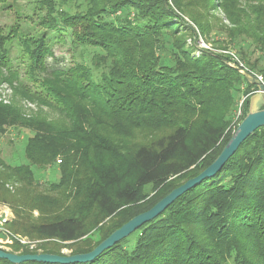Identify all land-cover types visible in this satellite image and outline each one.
Returning a JSON list of instances; mask_svg holds the SVG:
<instances>
[{"label": "trees", "instance_id": "16d2710c", "mask_svg": "<svg viewBox=\"0 0 264 264\" xmlns=\"http://www.w3.org/2000/svg\"><path fill=\"white\" fill-rule=\"evenodd\" d=\"M38 2L46 11L39 25L55 30L62 42L67 36L72 62L48 66L47 31L24 37L26 84L9 67L4 48L17 27L11 35L0 27V66L8 71L3 80L56 111L61 124L25 118L16 106L0 104V135L13 126L30 132L26 164L0 160V203L13 208L12 233L47 240L35 249L14 241L10 252L63 254L69 242L70 254L85 253L220 153L233 133L235 94L243 96L239 123L257 88L226 63L230 57L198 41L216 32L248 70L264 76V0ZM51 164L58 179L47 193L54 196L34 190L18 199L5 188L7 181L39 186L31 166ZM22 207L41 215L33 220ZM128 236L91 261L68 264H264V127L213 177ZM0 264L13 263L0 258Z\"/></svg>", "mask_w": 264, "mask_h": 264}, {"label": "rangeland", "instance_id": "374dc122", "mask_svg": "<svg viewBox=\"0 0 264 264\" xmlns=\"http://www.w3.org/2000/svg\"><path fill=\"white\" fill-rule=\"evenodd\" d=\"M38 1L39 0H6L5 2L0 4V27L2 28L3 33L5 35H11L10 33L11 28L17 27L15 28L17 30L14 31V34L11 35L10 39L6 40V43L4 45V48L8 50L7 55L9 57V67L11 68V70L15 71L18 77L26 84H30L31 78L29 77L31 76V73L29 68L30 60L28 55L24 51V46L22 45V42H24L25 40L24 37H30V36L37 37L41 35L42 32L47 31V35L50 38L49 45L51 46V52H52L51 56L46 57L48 66L51 65L52 67L59 65L62 67L69 65L72 62L71 59L72 50H70L69 48V43L67 42L68 41L67 36L63 35L64 42H62L58 39H55L56 37H58L57 32L55 30L48 29L39 25L40 18L45 15L46 11L44 8H40ZM218 15L221 16V14ZM201 39L199 38V40ZM209 40L210 41L208 42L203 40V42L206 45H208L209 50L219 52L221 54L224 53L220 52V50H225V49L234 50L236 55L242 62V64L245 65V62L239 56L237 49L233 45H230V42L227 39H225V37L216 34V32H212L211 39ZM213 40H218L219 42L224 43L226 45L224 48H214L215 45L213 44ZM194 55L197 56L198 52H195ZM7 72L8 71L6 67L0 66V104L1 105L16 106L20 114L25 118L30 116H36L39 117L40 120H44L46 122L51 121L54 122V124L56 123L61 124V122L59 121L61 120V115H59L56 111L51 110L49 107L39 104L36 101L26 98L23 95L24 91L20 87L15 85V83H11L9 81L3 80L6 77V75H8ZM256 75L262 76V78L264 79L263 75H259V74ZM235 95L238 102L236 103L235 109L232 110L231 124L228 127V129L232 130L233 132L236 128L234 127L233 120L238 110L239 109L241 110V103L243 100V96L241 94H235ZM256 105L259 106L260 103L257 104L255 103L254 106ZM64 124H66V122H64ZM14 127L15 126L7 127L5 132L2 135H0V160L4 164H12V165L26 164L28 161L24 155V146L30 135V132L28 130L17 129ZM57 158L59 159L61 158V156H58ZM58 159L56 160V162L59 161ZM52 167H56V165L51 164V167L48 166L43 168H38L35 165L31 166L34 174L36 175V178L38 179L37 184L39 186L36 185V182H34V180L31 181L29 185L27 184L25 185L22 182L7 181L5 184V188H7V191L11 196L18 197V199H21L20 198L21 194H24L26 196L34 190L41 193H45L47 195L54 196L55 194L53 193H47L49 188V183L51 181L57 182L58 179L57 171L55 168L51 169ZM0 169H1V165H0ZM21 209L26 211L28 213L29 218H33V220L36 217H40L41 215L38 209H29L25 207H22ZM0 211H2L4 214H7L8 221L5 223V226L8 229L7 226L14 219L13 208L11 207L10 204H7V202H2L0 203ZM45 215L46 212L43 213V216ZM22 235L21 237L23 239H25L26 241L27 240L30 241V243H34V247H32V249H35L37 245L39 246L40 244L47 242L46 239H34ZM135 235L136 233H133L130 236H128V241L126 243L128 247L132 246L136 238ZM1 239L4 240L5 238L0 236V248L6 251H11L13 242L5 243ZM69 244H70L69 242H65L63 243V245L65 246L61 248V252L65 255L70 254ZM21 245H20L21 247L27 246L30 249L29 244H21Z\"/></svg>", "mask_w": 264, "mask_h": 264}, {"label": "water", "instance_id": "95a60500", "mask_svg": "<svg viewBox=\"0 0 264 264\" xmlns=\"http://www.w3.org/2000/svg\"><path fill=\"white\" fill-rule=\"evenodd\" d=\"M226 63L243 75L248 83L254 84L257 90L249 98V108L247 113L238 123L234 132L227 143L223 146L220 153L205 169H203L196 176L173 188L151 208L130 218L119 228L112 231L105 239H103L89 252L69 255L54 253H13L0 248V258L6 259L13 264H19L25 261L60 264L91 261L103 250L111 247L116 242L127 237L130 233L140 228L143 224L153 220L184 192L195 187L203 179L213 177L222 168L225 162L235 153L239 145L250 134H252L259 127H264V86L261 83L259 77L247 68L240 67L229 60H227ZM255 103H260V105H263V107L260 108V105L254 106Z\"/></svg>", "mask_w": 264, "mask_h": 264}, {"label": "built area", "instance_id": "2783aa9c", "mask_svg": "<svg viewBox=\"0 0 264 264\" xmlns=\"http://www.w3.org/2000/svg\"><path fill=\"white\" fill-rule=\"evenodd\" d=\"M201 39V38H200ZM198 44L201 48H204V49H208V45H206L203 40H199L198 41ZM220 52H223L224 54H226L228 57H230V60L239 65L240 67H243V68H247L245 67L244 64H242V62L240 61V59L238 58V56L236 55L235 51L234 50H228V49H225V50H220ZM258 76V75H257ZM259 79L262 81L263 85H264V82H263V78L262 76H258ZM241 116V110L239 109L238 112L236 113L235 117H234V120H233V123L234 125H236L238 123V120ZM8 221V217H7V214H4L2 211H0V234L2 237H4L5 239L2 240L3 242L5 243H12L14 241H17L21 244H29V247L30 249H32V247H34V243H30V241H26L25 239H23L21 236L19 235H15L13 234L9 229L6 228L5 226V223ZM1 241V242H2ZM31 244V246H30Z\"/></svg>", "mask_w": 264, "mask_h": 264}]
</instances>
